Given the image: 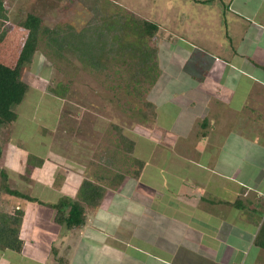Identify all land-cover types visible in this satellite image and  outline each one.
<instances>
[{
	"label": "rangeland",
	"instance_id": "1",
	"mask_svg": "<svg viewBox=\"0 0 264 264\" xmlns=\"http://www.w3.org/2000/svg\"><path fill=\"white\" fill-rule=\"evenodd\" d=\"M3 1L9 20H0L1 64L16 68L28 36V30L21 24L30 13L40 18L41 29L73 27L81 31L89 26L91 37L102 48L100 60L105 63L103 69H95L74 48L54 47L41 34L32 61L20 69L21 79L28 84L26 97L15 106L16 120L0 128V211H23V245L26 249L32 247L38 251L37 256L25 258L26 263L23 261V264H37V259L43 258L42 262L47 264H68V257L63 254L70 249L78 252L84 244L82 241L89 242L87 238L95 236L97 231L125 241L139 238L151 245L168 244V251L174 253L173 264H227V252L233 253L232 259L240 253L239 264H264V249L251 244L246 236V232L256 236L260 227L257 222V225L248 222L247 217L253 207L260 208L263 204H259L263 200L259 196L264 195V175H261L264 160L238 161L242 165L243 176L248 180L242 185L240 175H228L230 166L234 165L231 164L233 159L229 156V161L221 159L220 154L227 136L225 133L223 137L221 129L227 132L234 128L236 142L242 140L244 143L247 129L240 128V124L249 123L254 118L247 112L250 106L244 110L241 106L244 112L238 111L236 123L228 125L229 113L200 110L204 102H199L194 89H190L198 81L187 79L189 76L181 72L183 68L191 71L192 75L200 71L193 62L197 60L195 58L205 57L201 51L206 54L224 51L227 56L234 48H241L243 42H238V37L231 33L232 36H227L222 21L228 11L229 0L201 1L207 6L204 8L217 9L216 12L222 15L221 25L209 21L208 17L196 18L192 11L188 17L185 16L182 11L186 2L191 5L190 0ZM251 1L257 6L253 11L260 7L264 10V0ZM232 14L230 12V16H234ZM95 15L99 16L98 21L91 23ZM135 17L159 25L151 42L147 40L149 46L158 49L156 79L154 70L136 74L129 60L125 64L122 59L124 50L120 47L134 41L141 29L139 22L133 20ZM191 19L202 20L204 26L202 29L199 26L196 37L195 33L189 34L195 44L190 43L188 36V39H179V22L185 27V24H192ZM100 34L104 37L100 38ZM219 37H225L221 44L223 47L218 46L215 51L213 45L220 43ZM174 39L178 40V45L169 49L170 40ZM247 41H250L248 34ZM203 46L212 49L207 51L201 48ZM181 49L189 57L187 65L178 58L180 56L172 60L175 62L170 61L172 66L166 63L169 56L179 54ZM245 49L248 56H254L250 54L249 47ZM214 56L211 55V62L199 66L202 72L212 68ZM181 78H186L185 92ZM229 79L228 84L232 82L231 77ZM182 93L186 95H180ZM216 102L214 98L212 103ZM217 106L224 107L221 102ZM233 117L232 114L230 118ZM205 120L207 123L203 126ZM169 123H174L171 129ZM121 138L135 142L133 152L124 148ZM257 141L260 143L256 144V149L251 148V153L262 155L264 152L259 146L264 145V140ZM242 147L246 148L245 143ZM243 152L245 150L237 151L239 154ZM208 154L212 155L209 159ZM136 160L143 162V166ZM140 166V174L136 176ZM3 170L8 175L9 187L40 201L3 191ZM116 174L119 178L112 183ZM84 179L96 183L97 191L91 201L81 204L85 222L68 229L55 220L56 210L49 203L63 196L77 199ZM143 196L149 200L161 197L153 202L155 204L169 202L168 208H171L165 210L169 216H148L146 211L151 207ZM180 201L181 206L177 209L175 205ZM203 209L208 210L210 216L205 214L208 221L199 225L196 219L203 218ZM256 210L258 214L263 213L261 208ZM227 211L235 214L229 226L227 223L224 225L228 221ZM178 218L184 221L185 218L194 219L185 228ZM260 218L256 217L257 220ZM231 226L236 228L231 229L229 241H220V251L214 255V246L208 242L211 240L207 235L217 228L219 235L225 237L227 227ZM163 234H168L170 240L162 239ZM234 237L237 241L231 243ZM62 239L67 242H62ZM240 242L242 246L237 248L235 244ZM64 243L67 244L62 248ZM230 243L235 246L233 249H229ZM24 248L17 254L10 250L0 254V264H7L6 258H13L12 264L18 262L15 255L25 256L21 254ZM108 254L106 251L103 256L107 263ZM75 258L76 253L71 260L75 261ZM161 263L157 261L154 264Z\"/></svg>",
	"mask_w": 264,
	"mask_h": 264
},
{
	"label": "crops",
	"instance_id": "2",
	"mask_svg": "<svg viewBox=\"0 0 264 264\" xmlns=\"http://www.w3.org/2000/svg\"><path fill=\"white\" fill-rule=\"evenodd\" d=\"M201 1L202 0H190L191 5L188 2H186L187 5H184L185 9H183L182 13L188 17L190 14L189 12L192 11L193 13L192 15L194 17L199 18V19L201 17H208L210 18V19L207 18L209 21L212 20L211 22H215L218 25H221L223 21V23L225 24L224 27L226 28L228 32L227 36L236 35L239 39L238 42H241V43L243 42L242 43L243 45L241 46V48H238L239 50L238 49L235 50L234 48L233 52L229 53V55L227 54V56H225L226 52L224 51H220V53L217 52V54H215V52L206 54L203 51H201V54L205 57H201L200 59L195 58L197 60L193 62L194 65H196L200 71L197 73H193L192 75L191 71L184 70L183 68L181 69V72L185 73L186 76L187 75L189 76L187 77V79L191 80L192 78L195 81H198L197 84L191 85L190 89L191 90L194 89V94L196 92V97L199 99V102L200 101L204 102L202 103V105H200L202 106L200 110H205V111L211 110V112L224 113L225 115L229 113V115L227 116L228 125L229 123H233V122L236 123L235 119L237 118L235 117V114H237L238 111H241L240 109L241 106H244L243 110L245 109L246 106H250V109H248L247 112L250 113L251 117L254 116V118L251 119V122L249 123H243L242 125L240 124V128L243 126L244 129L245 128L247 129L244 132V136H243L244 137L243 141L246 146L245 149H243L242 147V144H244L242 140H240L239 143L236 142L237 135L234 134L233 132L234 128L228 130L227 132L225 129H221L223 133V137L225 136V133H227V136H225L224 138L225 141L223 142V145H222V151L220 153L222 155L221 159L223 158L225 160L226 159L228 160V156L230 159H233L231 164H234V165L230 166V169L228 170V175L235 176V177L240 175L239 177H241L242 179L241 183L243 185V183L244 184L248 183V180L247 178L243 176L245 174L241 169L242 165L240 164V162L238 164V161L250 160V159L264 160V153H262V155H254V152L251 153V150H252L251 148L255 147L256 149V144L260 143L257 140L258 139L264 140L263 139L264 134H262L264 133V124L261 123L262 120L264 121V10L261 7L260 8L258 7L259 8L258 11L256 10L253 11L254 6L255 7L257 6L251 0H229V3L227 4L228 11L224 13L223 20L221 21L220 18L222 15L216 12L217 9H214V8L206 9L203 7L206 5L202 4ZM230 12H233L232 15L234 16H230ZM199 19L198 20L191 19L192 21L190 23L192 24L190 25L185 24V27L182 26L181 23L179 22V30H181V35L179 36V39L184 40V39H188L189 37L190 43L195 44L191 40L189 34L195 33V37H196L197 36L196 32L199 31L198 29L199 26L201 25V29L204 27L202 26L203 24L201 23L202 20L200 21ZM189 29H191L190 30L191 32L189 31ZM247 34H248V40H250L249 42L248 41L246 42ZM250 36H251V39H249ZM224 38L225 37L217 38L218 41L220 40V43L215 42V44L213 45V49L215 51L219 49L218 46L223 47L221 44H223L222 42L224 41ZM212 40L215 41V38H212ZM232 42L233 41H231L230 44H232ZM200 44H201V41H200ZM177 45H178V40H175V39L170 40L169 49H171L170 47L173 48V47H176ZM196 45H198L197 42H196ZM183 46L184 45H182V49H183ZM232 46L234 47L233 44ZM238 46H240V44ZM248 47L250 49V54L254 56H251V55L248 56L246 49H245ZM201 48L207 49V51L212 49L209 46H203ZM182 49L179 50V54L177 53L175 55L169 56V58L165 60L166 63H169L171 65L173 62H175V61L172 62V60L173 59L177 60L176 56H180L178 58H181L183 64L187 65L189 61V57L186 56V53L183 52ZM221 54H223L224 56H221ZM230 54H231V57H229ZM211 55H215L213 62H212V68L210 70H206V72L204 73V71L202 72L201 67L199 66L203 64H207L208 61L211 62L212 61ZM170 61L172 63H170ZM230 77H231L232 82L228 84L227 81L229 80L230 82V79H229ZM203 78L204 80H202ZM185 79H182V78L180 79V83L183 85V90H184L183 92H185L186 90L185 85H184ZM226 83L228 84V86H226ZM213 94L214 96L212 97V99H210V96ZM251 94L254 95L253 98H251ZM180 95L185 96L186 94L184 95L182 93ZM214 98L217 99V102L213 104L212 101ZM218 102H221L224 105V107L223 108L218 107L217 106ZM241 112H244V111H241ZM257 112H261V113H257ZM232 114L234 115V117L230 118ZM205 119L207 120L206 117ZM171 124H174V123H169V125L166 124L165 128L168 125L169 128L171 129L172 128ZM257 127H261V128L258 129ZM252 129L254 130L256 129V130L251 131ZM239 137L241 138V135H239ZM259 147L261 148L260 151L264 152V145L259 146ZM238 150H245V152L239 154L237 153ZM210 157H212V155L208 154L207 159H209ZM261 170H263V173H261V175H264V164L261 166ZM255 174H260V173H254V175ZM262 180H264V178H262ZM262 196H259L260 199H263L260 201L259 204H262V203L263 204L259 207L263 209L262 210L263 213L261 212L263 216L262 214H258V211L256 209H260V208H258V206H255L252 208L253 211L250 212V215L247 217V221L253 223V225H257L256 222L261 223L264 219V195ZM143 199L145 202H148V205L151 207V210L146 211V213H148V216H155L158 214H161L162 216H166L169 214V213L167 214V212L165 211L166 208L169 210L171 208V207L168 208L169 202L166 203V202L160 201V203H163L164 205L158 204V203L155 204L156 200L161 199V197L159 198L156 197V199L154 197H151L149 200L143 196ZM172 203L174 202L172 201ZM181 203L182 202L180 201L178 205H175V204L173 205H175V207L178 209L180 208ZM154 207H158V209L155 210ZM207 211L208 210L205 209L204 211L203 209V215H202L203 218L196 219V222L199 225H202V223H205L208 221L205 214H208L209 216L210 214ZM233 212L232 211L226 212L229 215L226 216V218H228V221L226 220L224 222V225L225 223H227L228 226L231 225L230 219L234 218L235 216ZM257 216H260L261 218L257 220L256 219ZM193 219L194 218H190V219L185 218V221H186L185 222L183 219L180 220L178 218V221L179 223L182 221L183 222L182 226L184 227L185 225V228H186L189 222L190 223L193 222ZM221 219L223 220V217H221ZM191 228H193V226ZM220 228L221 227H219V229ZM233 228H236V227L235 226L234 227L231 226V228L227 227L228 234L225 237L219 235V230L217 228H215L212 233H209V235H207V239L211 240L208 242L212 246H214L213 248L215 249L214 255H216L217 251H220V241H224V242L229 241V235H231V229ZM221 231H223V229ZM167 235L163 234L162 239L167 240L168 239ZM246 236L249 240H251V244L254 245L253 240L255 236L247 232H246ZM123 239L117 238L116 236H113V235L110 237L109 235L107 236V235H104L102 232L97 231L95 236H90L89 238H87L89 242L84 241V240L82 241L84 244L82 245L81 248H78V252H77V249L75 251L73 249H70L69 251L67 250V252H65L63 255L65 257H68V260H69L68 264H70V262H72L73 264L74 262H76V264H154L157 261L163 262L161 264H173L174 253H171L168 251V248H167L168 244L163 243L162 245L159 246L155 243L151 245L147 241H144L139 238L130 239L131 241H125ZM234 241H237L235 237L233 238V242L231 243H234ZM62 242H67V241H65V239L64 240L62 239ZM231 243L229 244V249L231 248L233 249V247L235 246H237V248H240L242 246L241 242L238 244H235V246L233 247ZM65 244L67 243H64L62 248H64ZM106 251H108L109 253L108 255H106L109 263H107L103 259L104 253ZM74 252L76 253V258H75V261H72L71 260L72 255H75ZM223 253L221 255H223ZM21 254H24L25 256L19 257L20 255L19 256L15 255L16 258L18 259V262H16L15 264H23L24 263L23 261H25V258L29 259L28 256L33 257V255L37 256L38 251L36 250L35 252V250L32 249V247L31 249H26L25 247L24 251H22ZM226 254H227L226 255L227 259L226 258L224 259H226L227 264H236V263L239 264L240 263V258H241L240 253L238 255L236 253L237 256H235L234 259L231 258L233 253L229 254V252H227ZM6 259L8 260L7 264H12L13 258H6ZM44 260H45L44 258L37 259V264H47L46 261L44 263L42 262Z\"/></svg>",
	"mask_w": 264,
	"mask_h": 264
},
{
	"label": "trees",
	"instance_id": "3",
	"mask_svg": "<svg viewBox=\"0 0 264 264\" xmlns=\"http://www.w3.org/2000/svg\"><path fill=\"white\" fill-rule=\"evenodd\" d=\"M98 17L95 15L91 19V23H96ZM0 20H9L8 10L3 0H0ZM133 20L136 23L137 21L139 22L141 29L138 31V36L135 37L134 41L120 47L124 50L122 59L124 58L125 64L129 60V64L135 67L136 74H146L148 71L154 70V73H156L154 78L156 79L158 75V49L157 47L149 46L147 40L149 43L151 42L159 30V25L146 19L138 20L136 17ZM21 25L28 30V36L21 49L16 68L12 69L0 63V128L6 123L16 120L15 106L22 103L26 97L28 84L21 79L20 69L24 64L32 61L39 35H44L47 42L54 47L74 48L76 52L80 53V57L85 59L95 69H103L105 67V63L100 60L102 48L91 37L89 26L84 27L81 31H77L73 27H68L65 30L57 28L41 29L40 18L33 13L28 14ZM2 32L4 33V30ZM99 37H104V35L100 34ZM113 49L111 47V50ZM206 123L207 121L205 120L203 126ZM121 142H123L124 148L128 152L134 151V141L121 138ZM136 162L139 163L138 165L143 166V162L140 160H136ZM141 168L140 166L139 170L136 171V176L140 174ZM1 175V188L3 191L16 196L26 197L31 201H40L37 197L21 193L9 187L7 183L8 175L5 170L2 171ZM117 178H119V174H116L112 183H116ZM95 191H97L96 183L90 179H84L79 186L77 199L72 200L70 196H63L56 202H50L49 206L56 210L55 220L68 229L83 224L86 216L82 211L81 204L91 201ZM22 213L23 211L20 209L16 210L15 213L0 211V254L6 253L8 250L17 253L25 247V244L23 245L24 239L21 236ZM258 224L260 227L253 243L256 247L264 249V219Z\"/></svg>",
	"mask_w": 264,
	"mask_h": 264
}]
</instances>
